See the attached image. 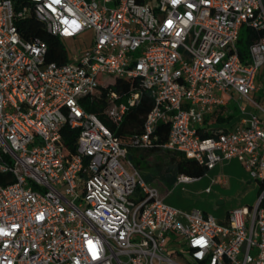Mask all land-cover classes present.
Instances as JSON below:
<instances>
[{
  "label": "built area",
  "instance_id": "1",
  "mask_svg": "<svg viewBox=\"0 0 264 264\" xmlns=\"http://www.w3.org/2000/svg\"><path fill=\"white\" fill-rule=\"evenodd\" d=\"M32 17L64 44L65 63L20 36ZM243 26L264 32V0H0V264H264V36L242 61ZM116 80L140 90L120 101ZM98 91L117 126L147 92L132 146L148 147L166 122L164 149L207 171L237 161L259 188L254 204L220 223L165 203L83 109ZM65 128L77 132L73 151Z\"/></svg>",
  "mask_w": 264,
  "mask_h": 264
},
{
  "label": "trees",
  "instance_id": "2",
  "mask_svg": "<svg viewBox=\"0 0 264 264\" xmlns=\"http://www.w3.org/2000/svg\"><path fill=\"white\" fill-rule=\"evenodd\" d=\"M20 36L25 41L38 39L47 47L46 62L63 64L66 62V51L64 44L55 36L49 34L35 18H28L21 21L17 25ZM264 36V32H254L243 26L240 29L237 39L236 48L240 59L243 61L247 57L248 48L258 42ZM139 81H124L116 80L111 86V90L121 95L120 101H124L123 95L128 94L131 90H140ZM105 93V91H104ZM102 91L95 92L92 95L84 97L81 100L83 109L98 116L102 123L108 128L113 136L119 141L120 145L126 150V158L132 163L133 167L139 172L141 170L139 158L140 154L151 155L155 153H171L173 154L172 163L166 169L160 172V180L167 185L175 184L179 176L190 178H203L207 173L206 168L198 165L194 160H189L180 154L170 152L163 148L166 143L169 131V125L166 122H159L151 136V144L146 148H137L132 146V140L140 136L144 132V121L153 107V101L147 92L141 91L139 104L129 110L123 122L120 125L113 124L104 114L106 103L103 99ZM212 134L203 135L210 137ZM64 144L72 151L74 142L77 137V132L65 128L62 131ZM142 172V170H141ZM141 175V173H140ZM147 182H152V179L147 175H141Z\"/></svg>",
  "mask_w": 264,
  "mask_h": 264
},
{
  "label": "rangeland",
  "instance_id": "3",
  "mask_svg": "<svg viewBox=\"0 0 264 264\" xmlns=\"http://www.w3.org/2000/svg\"><path fill=\"white\" fill-rule=\"evenodd\" d=\"M89 37V35H86L85 38L88 39ZM68 43L72 44L71 42ZM78 47V49H82L81 46ZM103 81L112 82L113 80L110 77L105 76L103 77ZM255 85L256 87L264 89V67H262L257 75ZM262 92L263 90H261V93ZM229 108L234 111V116H238L239 112L235 102H231ZM212 129L217 132L219 131L217 126H213ZM142 156L143 157H141L140 154V158L138 159L142 170L141 172L139 169V172L159 180L160 172L172 163L174 155L171 153L161 152L151 155L142 154ZM126 160L127 159H124V161ZM218 171L219 173H223L227 176V186H224L223 188L215 187L213 188L212 194H205L204 190L209 185V178L205 176L194 184H178L174 188L166 187L169 192L173 191L175 204H172V202L169 201H166V203L173 207L182 209V211L190 208L204 210L208 205H210L213 208L220 209L221 215H223L227 210L240 208L246 205L252 206L254 204L259 193V188L254 182L247 184L249 179L246 173L239 166H235L228 170L221 168ZM216 172L217 171H215V173ZM213 175L214 173L212 172L210 176ZM152 186L157 188L156 184ZM219 198L224 200V204H219Z\"/></svg>",
  "mask_w": 264,
  "mask_h": 264
},
{
  "label": "crops",
  "instance_id": "4",
  "mask_svg": "<svg viewBox=\"0 0 264 264\" xmlns=\"http://www.w3.org/2000/svg\"><path fill=\"white\" fill-rule=\"evenodd\" d=\"M169 151V150H168ZM170 152H174V151H170ZM175 153H177V154H180V153H178V152H175ZM180 155H182V154H180ZM183 156V155H182ZM127 159V158H126ZM127 161H129L128 159H127ZM130 162V161H129ZM132 164V163H131ZM133 166V165H132ZM237 167V166H239L242 170H243V168L240 166V164L237 162V161H235V160H231V161H229V162H224L223 164H221V165H217V166H215L212 170H210V171H207V173L205 174V176L206 177H208L209 178V185L205 188V190H204V192H205V194H208V195H210V194H212L213 193V188H215V187H219V188H223L224 186H227V183H228V179H227V176L225 175V174H223V173H219V171L218 170H220L221 168L222 169H230V168H233V167ZM215 171H217L216 173H215ZM244 171V170H243ZM214 173V175L213 176H210V174L211 173ZM245 172V171H244ZM140 174V173H139ZM142 175V174H141ZM140 175V176H141ZM143 175H147V174H143ZM247 175V174H246ZM148 177H150L151 179H152V182H149L148 184H151V185H154V184H156L157 185V188L159 189L158 191H159V193H160V195L163 197V199H164V202L166 203V201H169V202H172V204H175V200L173 199V196H174V193H173V191H168L167 190V188H169V187H175L176 185H178V183H177V180H176V182H175V184H173V185H167V184H165L164 182H162L160 179L159 180H157V179H155V178H153V177H151V176H149V175H147ZM204 176V177H205ZM142 177V176H141ZM202 178H197V180L196 181H194V182H192V183H189V184H184V185H190V184H194V183H197L199 180H201ZM249 179V178H248ZM144 180V179H143ZM145 181V180H144ZM146 182V181H145ZM251 181L249 180L248 182H247V184L248 183H250ZM147 183V182H146ZM167 187V188H166ZM210 189V192L209 193H207L206 192V190L207 189ZM219 202H222V204H224V200L223 199H221V198H219ZM221 204V205H222ZM169 205V204H168ZM171 206V205H170ZM173 207V206H172ZM174 208H176V207H174ZM176 209H179V208H176ZM195 208H190V209H187V210H183V211H191V210H194ZM180 210H182V209H180ZM197 210H199V209H197ZM231 210V209H230ZM230 210H227L223 215H221L220 214V209H218V208H213L212 206H210V205H208L207 206V208L206 209H204V210H200V211H202L203 213H207V214H211L212 216H214V217H216L217 218V220L220 222V223H225L226 222V220H227V214H228V212L230 211ZM217 215V216H216Z\"/></svg>",
  "mask_w": 264,
  "mask_h": 264
},
{
  "label": "snow or ice",
  "instance_id": "5",
  "mask_svg": "<svg viewBox=\"0 0 264 264\" xmlns=\"http://www.w3.org/2000/svg\"><path fill=\"white\" fill-rule=\"evenodd\" d=\"M56 2L58 3V2H59V0H56Z\"/></svg>",
  "mask_w": 264,
  "mask_h": 264
},
{
  "label": "water",
  "instance_id": "6",
  "mask_svg": "<svg viewBox=\"0 0 264 264\" xmlns=\"http://www.w3.org/2000/svg\"><path fill=\"white\" fill-rule=\"evenodd\" d=\"M219 204H222V202H219Z\"/></svg>",
  "mask_w": 264,
  "mask_h": 264
}]
</instances>
